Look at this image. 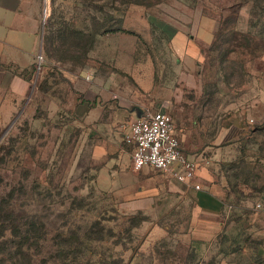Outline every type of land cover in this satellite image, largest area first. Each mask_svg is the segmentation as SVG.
<instances>
[{
	"label": "rangeland",
	"instance_id": "374dc122",
	"mask_svg": "<svg viewBox=\"0 0 264 264\" xmlns=\"http://www.w3.org/2000/svg\"><path fill=\"white\" fill-rule=\"evenodd\" d=\"M124 1L41 0L33 88L0 122V136L7 129L0 140V264H264V207H257L264 201V125L219 156L211 153L217 145L210 148L226 209L209 237L194 225L206 218L195 209V189L181 184L162 193L173 178L151 168L158 192L147 195L149 207H133L137 193L123 176L132 170L128 127L97 128L90 115L96 73L114 77V110L136 95L135 105L152 109L180 78L172 36L183 31L201 41L211 30L199 69L209 121H218L221 102L244 92L251 75H264V0ZM165 111L173 116L171 107Z\"/></svg>",
	"mask_w": 264,
	"mask_h": 264
},
{
	"label": "crops",
	"instance_id": "0c3cea01",
	"mask_svg": "<svg viewBox=\"0 0 264 264\" xmlns=\"http://www.w3.org/2000/svg\"><path fill=\"white\" fill-rule=\"evenodd\" d=\"M40 10L41 0H0L1 123L13 116L20 104L29 97L33 88L30 73L37 64L38 58L42 59L43 48ZM212 38L211 30L205 32L201 41H196V38L191 35L187 37L183 31H177L172 36L171 46L180 68V78L176 81L174 88L166 94V97L159 93L157 100L148 104V107L153 110L147 108V105L137 106L133 103L135 102L133 100H139L141 95L134 96L133 100L130 99L132 100L130 101L131 105L121 107L120 111L114 110L109 105V101L115 98L112 91L114 77L108 76L107 72L105 76L96 73L90 87L92 99H95L90 115L96 117L95 126L97 128L104 124L107 128L113 129V124H118V122H121L123 127H128L134 119L146 112L165 111L166 107H171L175 132L181 149L198 164L195 181L200 184V189L194 191V203L197 212L202 213L206 218H203L201 223L194 222V225L201 226V232L209 237L220 229V218L226 209L225 188L222 183L215 182L211 173V166L214 163L212 156L214 154L219 156L222 153L221 147L227 149L228 143L249 128L264 125V75H251L249 80L243 84L244 92H240L228 102L226 99L221 102L218 111L220 119L209 121L212 110L209 102L210 96L205 91L204 74L201 73L199 67L205 59V50L212 42ZM181 80H184V85L181 84ZM184 87L186 89L185 96L182 95ZM162 98L168 99L163 100ZM103 106L105 107L103 113L105 117L98 120V113L101 112ZM156 107L158 108L156 109ZM211 129L215 131L213 135H210ZM216 145L218 149L211 151L210 148ZM128 146L132 151V146ZM131 169L123 171V176L131 182L129 192L136 191L137 193L132 203L133 207L147 208L150 203L149 199H152L147 195H156L158 191L156 188L152 189V181L147 176L149 172L145 168L137 171L131 165ZM113 171L116 173H113L111 178L116 179L117 169H113ZM129 171L134 174L129 175ZM171 182L172 186L161 187L162 193L175 191L178 187L183 188L181 184H186L176 179Z\"/></svg>",
	"mask_w": 264,
	"mask_h": 264
},
{
	"label": "built area",
	"instance_id": "2783aa9c",
	"mask_svg": "<svg viewBox=\"0 0 264 264\" xmlns=\"http://www.w3.org/2000/svg\"><path fill=\"white\" fill-rule=\"evenodd\" d=\"M123 140L132 146L134 170L151 168L200 189L195 181L198 164L181 149L173 116L166 111H150L134 119L123 134ZM257 207H264V202Z\"/></svg>",
	"mask_w": 264,
	"mask_h": 264
},
{
	"label": "trees",
	"instance_id": "16d2710c",
	"mask_svg": "<svg viewBox=\"0 0 264 264\" xmlns=\"http://www.w3.org/2000/svg\"><path fill=\"white\" fill-rule=\"evenodd\" d=\"M127 3V4H130V3H133V4H142L143 1L142 0H127V1H124V3ZM87 48V47H86ZM88 49V48H87Z\"/></svg>",
	"mask_w": 264,
	"mask_h": 264
},
{
	"label": "water",
	"instance_id": "95a60500",
	"mask_svg": "<svg viewBox=\"0 0 264 264\" xmlns=\"http://www.w3.org/2000/svg\"><path fill=\"white\" fill-rule=\"evenodd\" d=\"M11 125L8 126V128L10 127ZM7 129H5V131L3 132V134L0 136V140L2 139V137L5 135V133L7 132L6 131Z\"/></svg>",
	"mask_w": 264,
	"mask_h": 264
},
{
	"label": "bare ground",
	"instance_id": "6f19581e",
	"mask_svg": "<svg viewBox=\"0 0 264 264\" xmlns=\"http://www.w3.org/2000/svg\"><path fill=\"white\" fill-rule=\"evenodd\" d=\"M47 12V11H46Z\"/></svg>",
	"mask_w": 264,
	"mask_h": 264
}]
</instances>
